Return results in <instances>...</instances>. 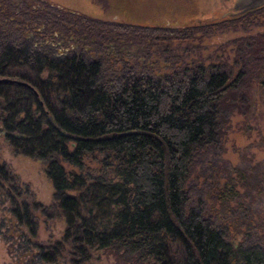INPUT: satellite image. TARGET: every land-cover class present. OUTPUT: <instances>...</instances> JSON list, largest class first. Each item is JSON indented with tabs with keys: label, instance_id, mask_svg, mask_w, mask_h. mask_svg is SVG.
<instances>
[{
	"label": "trees",
	"instance_id": "1",
	"mask_svg": "<svg viewBox=\"0 0 264 264\" xmlns=\"http://www.w3.org/2000/svg\"><path fill=\"white\" fill-rule=\"evenodd\" d=\"M263 10L148 32L48 0H0V37L16 40L0 44V133L14 153L44 165L65 227L62 242L76 256L96 250L118 264H264L263 247L227 243L185 191L194 160L221 134L240 86L253 75L264 95V34L234 40L237 73L222 62L162 76L132 66L116 86L102 87L100 63L85 58L90 43L112 55L122 41L224 31ZM61 42L66 47L53 51ZM88 158L98 172L86 171ZM233 172L247 187L244 170ZM8 176L0 166V181L10 183ZM235 195L229 183L215 197L223 206ZM11 215L32 233L25 204L13 205ZM60 249H41L36 260L52 264Z\"/></svg>",
	"mask_w": 264,
	"mask_h": 264
},
{
	"label": "rangeland",
	"instance_id": "2",
	"mask_svg": "<svg viewBox=\"0 0 264 264\" xmlns=\"http://www.w3.org/2000/svg\"><path fill=\"white\" fill-rule=\"evenodd\" d=\"M49 2L103 20L116 19L153 27L161 32L182 29L197 22L201 25L218 20L230 0H48ZM217 13V14H216ZM252 22L236 28L186 39L145 37L141 43H117L112 55L96 43H90L87 60L100 63L98 85L116 86L123 73L133 66L149 74L168 75L184 67L206 68L222 62L238 72L235 65L238 40L249 35L264 34V10L251 17ZM197 23V25H198ZM149 32L150 28H145ZM14 35L0 37V44L16 43ZM55 45L53 51L63 48ZM59 51V50H58ZM43 52H46L44 50ZM264 73H262L263 75ZM247 83V84H246ZM1 103V100H0ZM233 108L225 112L226 122L219 124L221 134L213 135L206 151L194 160L185 185L190 206L201 210L204 218L233 247L259 245L264 248V95L255 76H250L238 89ZM1 105V104H0ZM215 126V129L218 127ZM94 159L84 162L87 172L100 170ZM0 166L9 175L10 183L0 181V219L14 218L12 206L25 204L32 219V233L21 224L18 234L0 239V264H32L31 254L60 246L52 264H118L105 251L91 250L79 258L62 242L64 223L52 207V187L44 173V165L18 155L5 143L0 133ZM66 172L72 169L63 164ZM244 170L247 187H240L233 172ZM234 186L237 195L218 204L216 194ZM13 200V202H12ZM22 262L15 263L17 245ZM6 250H9V252ZM33 260V259H32Z\"/></svg>",
	"mask_w": 264,
	"mask_h": 264
},
{
	"label": "flooded vegetation",
	"instance_id": "3",
	"mask_svg": "<svg viewBox=\"0 0 264 264\" xmlns=\"http://www.w3.org/2000/svg\"><path fill=\"white\" fill-rule=\"evenodd\" d=\"M217 14V13H216ZM21 222H19L17 219H15V218H1L0 219V239L1 238H3L4 240L6 239V241L8 242L10 239H13L14 238V236H17V234H18V229H17V227H18V225H20L21 226ZM23 225V224H22ZM21 249V247H20V245L18 244L17 245V248L15 249L16 251H13V252H9V250H6V253H7V251L10 253V255H11V253H13L14 255H13V257H14V260H15V263H17V262H22L23 263V261L24 260H20V258H19V254H18V252L19 251H22V250H20ZM30 257H31V263L32 264H39L38 263V260H36L37 259V257H38V252H36V253H34V254H31L30 255ZM33 259V260H32Z\"/></svg>",
	"mask_w": 264,
	"mask_h": 264
},
{
	"label": "water",
	"instance_id": "4",
	"mask_svg": "<svg viewBox=\"0 0 264 264\" xmlns=\"http://www.w3.org/2000/svg\"><path fill=\"white\" fill-rule=\"evenodd\" d=\"M262 6H264V0H230L228 8L220 17H237Z\"/></svg>",
	"mask_w": 264,
	"mask_h": 264
}]
</instances>
